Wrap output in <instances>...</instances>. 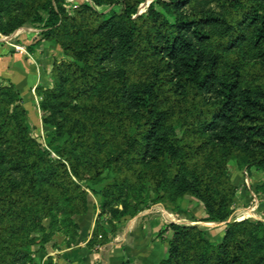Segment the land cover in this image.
Instances as JSON below:
<instances>
[{
  "label": "trees",
  "instance_id": "trees-1",
  "mask_svg": "<svg viewBox=\"0 0 264 264\" xmlns=\"http://www.w3.org/2000/svg\"><path fill=\"white\" fill-rule=\"evenodd\" d=\"M22 1L8 0V8ZM90 1L73 15L64 0L23 6L64 58L53 63V86L40 104L44 123L55 127L48 147L32 132L16 85L0 84V264H32L29 233H45L42 220L62 206L87 213L82 183L112 178L94 191L112 220L137 214L133 186L151 185L172 201L196 197L206 220L226 222L236 191L228 162L264 173V0H205L220 10L152 0L143 13L146 0ZM112 62L140 63L144 76L132 80L129 68L112 70ZM258 189L264 194V180ZM169 227L159 264H264V222H228L220 242L195 226Z\"/></svg>",
  "mask_w": 264,
  "mask_h": 264
},
{
  "label": "rangeland",
  "instance_id": "rangeland-1",
  "mask_svg": "<svg viewBox=\"0 0 264 264\" xmlns=\"http://www.w3.org/2000/svg\"><path fill=\"white\" fill-rule=\"evenodd\" d=\"M27 1L28 0H23L22 5L16 8H8V0H0V25L4 26L8 22H11L12 25H17L21 22V20L26 19L22 25H19L9 34H4L0 31V45H3L5 48L9 49L11 53H23L27 58H30L28 52H32L33 47L37 45L38 42H41L42 40L50 41L52 43L55 42L44 37V25L42 22H35L33 21L32 17H29L24 13L23 6L26 5ZM151 1L152 0H146L143 3H140L139 12L143 13ZM82 4H91V1L64 0L67 13L70 15H73L76 8ZM12 6H16V4ZM157 8L161 10L159 6ZM187 8L189 10H201L204 8H214L216 10H220V8L213 3L206 5L205 0H192ZM97 9L105 13L109 12L111 9H114L118 13L122 11V7L120 5H102L97 6ZM42 14L44 17H47L45 12L42 11ZM30 46L31 50L29 49ZM239 49L247 56V58H251L252 55L245 49L244 45H240ZM63 58L64 55L61 59ZM56 60L58 59H55L54 62ZM11 62L12 61L9 60V64ZM53 63L49 67V74L47 75L46 81H41V83L31 91L33 93L32 98L34 100V103L31 105H37L36 110L38 114L37 116L39 118V125L31 121L28 112L29 125L32 132L38 136L40 142L46 147H48L47 144L49 138L55 132V127L44 123L43 119L46 113L41 110L40 104L43 100V91L53 86V78L51 74ZM107 65L112 70H115L118 67L129 68L131 70L130 73L132 80H138L139 78H142L145 73V67H142L140 63H132L127 65L125 63L112 62L107 63ZM8 81L11 80L0 76V84H8ZM32 112L33 110H31V113ZM177 131L179 132V130ZM52 155L56 157L54 153H52ZM227 169L229 180L231 184L235 186L236 191L232 197L233 214L226 222L206 220L205 218L207 214L203 203L196 197L185 195L177 201H172L170 199L172 196L170 197L163 192L156 193L151 185H148L144 188L133 186V191L136 192L137 200L140 201L141 207V210L137 214L124 216L118 220H112L110 214L101 213L102 198L97 193H94V191H99L105 184L111 182L112 178L107 179L98 185L82 183V187L88 191V209L91 205L99 209V215L97 216L96 224L94 226V230L97 228L99 234L96 238H93V230L91 239L88 242L89 246L96 251L103 252L112 238H117L118 242L124 239V237H122V232H124V229H121L122 226H130L129 228L131 229L138 228L140 225L143 228L146 226V232L148 233L150 231L148 227V225H150V218L159 217L162 219L160 228L155 234H153V236L149 232V237L147 240V242L155 240L159 242L160 246L157 245V248L159 249V253L161 251L162 254L160 253V256L156 259L155 263H153L159 264L168 256L169 244L173 236V231L169 226L172 223L186 226H195L198 229L203 230L204 236L208 240L212 242H220L225 234L228 222L242 220H249L251 222H264V194L260 193L258 189L259 185L264 180V173L256 170L255 168H252L250 172L240 169L234 159L228 162ZM130 201L132 204L135 203L133 199ZM84 214L85 213L74 215L69 214L67 211H65V209H63L62 206L54 212L53 217L44 218L42 220V224L45 227V233L34 231L30 232L28 235L30 240L33 238L30 241L32 242L30 246L32 254L29 257L30 259H28L29 262L32 264H38L36 257H38L39 254L46 249H60L61 246L74 243L78 237L80 229L77 218L78 216ZM124 218L127 219L124 220ZM75 225L77 227H75ZM103 229L106 230L104 237L102 236V234H104ZM140 236L144 238L143 235ZM151 247H153V245ZM19 261L22 262L23 260L21 259Z\"/></svg>",
  "mask_w": 264,
  "mask_h": 264
},
{
  "label": "crops",
  "instance_id": "crops-1",
  "mask_svg": "<svg viewBox=\"0 0 264 264\" xmlns=\"http://www.w3.org/2000/svg\"><path fill=\"white\" fill-rule=\"evenodd\" d=\"M30 58L23 53H11L9 49L0 45V76L10 79L19 89L25 107L33 123L39 125L37 105L34 103L31 92L41 81H46L49 67L55 59L63 57L62 48L50 41L38 42L28 52ZM9 60L12 62L9 64ZM31 110L33 112L31 113ZM99 209L91 205L84 215L77 218L80 227L78 237L72 244L61 246L60 249H46L36 257L38 264H153L160 256L157 248L159 242H147L149 232L153 236L161 226L162 219L150 218L149 232L140 225L131 229L122 226L124 239L112 238L105 251L99 252L91 248L88 242L91 239L96 224ZM144 215V214H143ZM127 218H124V220ZM122 220V221H124ZM145 224V223H144ZM144 229V230H143ZM136 231V232H135ZM114 234V233H113ZM143 235L144 238H142ZM113 236V235H112ZM153 247H151L152 245ZM158 245V246H157Z\"/></svg>",
  "mask_w": 264,
  "mask_h": 264
}]
</instances>
